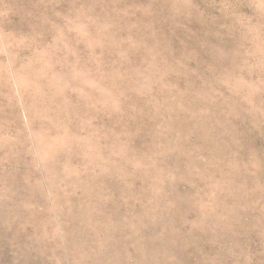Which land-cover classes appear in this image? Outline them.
I'll return each instance as SVG.
<instances>
[{
	"label": "rangeland",
	"instance_id": "rangeland-1",
	"mask_svg": "<svg viewBox=\"0 0 264 264\" xmlns=\"http://www.w3.org/2000/svg\"><path fill=\"white\" fill-rule=\"evenodd\" d=\"M0 264H264V0H0Z\"/></svg>",
	"mask_w": 264,
	"mask_h": 264
}]
</instances>
